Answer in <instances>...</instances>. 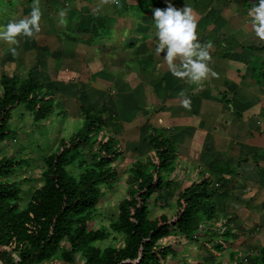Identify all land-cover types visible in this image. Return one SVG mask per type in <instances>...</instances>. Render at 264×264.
I'll list each match as a JSON object with an SVG mask.
<instances>
[{"label": "crops", "instance_id": "0c3cea01", "mask_svg": "<svg viewBox=\"0 0 264 264\" xmlns=\"http://www.w3.org/2000/svg\"><path fill=\"white\" fill-rule=\"evenodd\" d=\"M0 1L5 26L14 8L19 16H30L33 0H16L19 8L11 0ZM169 2L197 14L199 40L212 43L210 67L218 78L189 84L171 74L163 53L156 55L153 14ZM257 2L120 0L117 6L102 0H40V32L33 39L19 37L41 57L26 76H14L33 77L52 88L67 112L80 115L82 105L103 110L120 131L125 156L127 149L134 160L151 152L149 133L163 132L189 166L168 178L176 177L177 191L210 179L225 216L215 226L230 220L232 239L218 250L215 243L222 241L216 239L169 238L196 250L200 264H240L239 256L244 261L264 248V41L256 37L248 15ZM40 36L47 45L38 44ZM3 75L13 76L2 73L0 79ZM181 91L190 98V109L181 105ZM175 199L163 206L172 211Z\"/></svg>", "mask_w": 264, "mask_h": 264}, {"label": "trees", "instance_id": "16d2710c", "mask_svg": "<svg viewBox=\"0 0 264 264\" xmlns=\"http://www.w3.org/2000/svg\"><path fill=\"white\" fill-rule=\"evenodd\" d=\"M20 106L32 113L36 121L48 119L60 108L55 94L37 79L1 77L2 264H41L53 258L75 264L77 255L82 256L84 264H166L169 258L177 257L176 246L163 242L172 236L191 242L223 236L222 243H215L218 250L232 239L230 220L215 226L225 216L220 213L222 205L209 178L182 191H177L175 181L168 179L175 172L176 148L157 129L146 138L151 152L130 162L124 174L125 195L118 202V214L110 227L92 229L105 190L113 189L120 179L119 164L125 158V150L118 138L119 129H113V119L90 106L80 107L85 120L82 130L62 139L56 151L42 157V184L22 205V184L26 180L14 177L26 167L28 159L2 155V145L15 135L9 126L12 112ZM64 113L68 114L66 110ZM85 146L89 147L88 152ZM154 197V205L160 199L169 204L177 198L173 214L154 217L150 209ZM165 208L168 207L162 206ZM113 233L122 237V244L102 245ZM13 254L18 259L14 260ZM245 259L248 264H264V248Z\"/></svg>", "mask_w": 264, "mask_h": 264}, {"label": "rangeland", "instance_id": "374dc122", "mask_svg": "<svg viewBox=\"0 0 264 264\" xmlns=\"http://www.w3.org/2000/svg\"><path fill=\"white\" fill-rule=\"evenodd\" d=\"M16 0H11V3L14 4ZM1 3V1H0ZM19 8V7H16ZM12 21H18L23 18V16L18 15V9L14 11ZM5 15L2 13L0 8V30L3 26H5L6 21ZM19 43L17 45H10L7 42L0 40V76L2 73H7L9 75H19V76H26V72L28 69L33 67L37 60L41 57V51L38 49H27L25 46V42L21 38H17ZM38 44L47 45V38L42 39V36L37 37ZM40 47H45L38 45ZM16 49V55H13L11 52L12 48ZM48 46H46L47 48ZM2 53V55H1ZM10 54L8 57V61L2 64L3 59ZM4 57V58H3ZM13 57V58H12ZM49 91H53L52 88L48 89ZM56 103L60 106L55 114L50 116L48 119L36 121L32 113L27 111L24 106H20L12 112V118L10 120V129L14 132V137L9 138L3 145H2V155L8 158L16 157L22 159H28L26 167L20 171L14 179H25L26 182L22 184L23 188V200L21 202L22 205H25L29 198L30 193L37 187L42 184L41 175L43 172V162L42 157L56 151L58 148V144L62 139H68L73 134H76L84 127L85 120L81 115H77V111L69 109L68 114L64 113V107L61 104V99ZM14 138V139H13ZM122 143V141H121ZM126 147H128L126 145ZM85 152H88L89 147L85 146ZM129 150V149H128ZM177 153V160L175 162L176 166L174 169V175L176 176L180 173V171L186 166V160L181 161L178 158V151ZM134 159L131 158L130 152L126 149V156L123 161L119 164V172L121 173L120 179L115 184L113 189L105 190V195L102 198L96 216L92 221L91 228L97 229L101 227H110V223L112 220L115 219V216L118 214V202L124 197L125 195V173L127 172V168ZM185 166H181V165ZM70 170V168H69ZM71 171V170H70ZM171 176V175H170ZM169 176V177H170ZM168 177V178H169ZM176 180L173 179V181ZM164 194V193H163ZM158 196V195H156ZM154 199L151 200L150 209L152 210L153 216H159L162 213L167 215H172L175 208L170 211L168 208L162 209L164 204L163 199H160L156 205H154ZM218 209H221V205L218 206ZM218 210V211H219ZM221 213V212H220ZM220 216V214H219ZM223 219V218H221ZM203 227V226H202ZM222 229V228H221ZM204 231L203 229L201 230ZM217 241H222L225 238L223 236H218L215 238ZM177 239H165L163 242L165 245L174 244L177 250V262L174 260H170L171 264H200L198 260H200L197 256L196 250L193 248L190 250L188 247L186 249V243H181L175 241ZM123 240L122 237L113 233L106 241L102 242V245H114L116 247L122 244ZM220 243V242H218ZM222 243V242H221ZM185 248V249H184ZM184 250V251H183ZM184 252V253H183ZM185 255V256H184ZM193 255L196 258H188ZM187 256V257H186ZM186 257V258H185ZM191 260V262H190ZM239 261H242V256H239ZM41 264H67L62 262L61 260H57L53 258V260L49 262H43ZM75 264H84L83 258L80 255L76 256ZM169 264V263H168ZM207 264V263H204ZM223 264H231L226 262Z\"/></svg>", "mask_w": 264, "mask_h": 264}, {"label": "clouds", "instance_id": "9594fccd", "mask_svg": "<svg viewBox=\"0 0 264 264\" xmlns=\"http://www.w3.org/2000/svg\"><path fill=\"white\" fill-rule=\"evenodd\" d=\"M102 3L120 6V0H102ZM31 8L30 16L19 21H10L4 30H0V40L17 45L18 37L33 39L37 36L41 30L40 21L43 15L40 0H33ZM248 15L252 18L251 28L256 37L264 41V0H258ZM59 16L60 23H66L64 10L60 11ZM153 20L156 29L155 53L157 56L164 54V62L174 77L198 86H202L210 78H218V73L210 67L213 45L211 42H200L197 32L198 16L191 7L186 5L177 9L169 2L166 8L154 10ZM11 52L16 55L14 47ZM178 95L181 105L190 109L191 100L186 93L181 91ZM13 259L18 257L13 254Z\"/></svg>", "mask_w": 264, "mask_h": 264}, {"label": "built area", "instance_id": "2783aa9c", "mask_svg": "<svg viewBox=\"0 0 264 264\" xmlns=\"http://www.w3.org/2000/svg\"><path fill=\"white\" fill-rule=\"evenodd\" d=\"M245 262H247V259H245Z\"/></svg>", "mask_w": 264, "mask_h": 264}]
</instances>
